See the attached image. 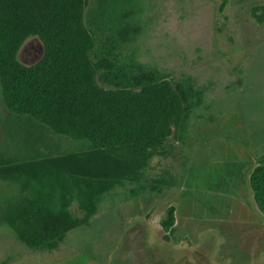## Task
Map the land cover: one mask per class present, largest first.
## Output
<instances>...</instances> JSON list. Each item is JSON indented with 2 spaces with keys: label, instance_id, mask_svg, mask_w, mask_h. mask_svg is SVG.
<instances>
[{
  "label": "rangeland",
  "instance_id": "rangeland-1",
  "mask_svg": "<svg viewBox=\"0 0 264 264\" xmlns=\"http://www.w3.org/2000/svg\"><path fill=\"white\" fill-rule=\"evenodd\" d=\"M144 16L143 32L123 46V57L186 85L194 103L185 127L143 174L144 183H169L136 193L128 184L115 187L88 223L52 249L28 247L0 219V263L264 264V214L249 183L264 161V0H153ZM43 51L42 40L30 35L17 56L29 65ZM82 145L9 113L0 89V152ZM7 190L0 183V192ZM170 204L176 223L166 240L160 218ZM73 209L80 214L76 203Z\"/></svg>",
  "mask_w": 264,
  "mask_h": 264
},
{
  "label": "trees",
  "instance_id": "trees-1",
  "mask_svg": "<svg viewBox=\"0 0 264 264\" xmlns=\"http://www.w3.org/2000/svg\"><path fill=\"white\" fill-rule=\"evenodd\" d=\"M152 1L0 0L3 104L83 143L58 152L38 146L25 156L0 152V183L8 186L0 219L30 248H56L117 186L161 191L164 180L144 183V171L185 127L194 103L186 85L122 55L143 32ZM30 35L44 51L28 65L17 54ZM249 183L264 214L263 160ZM175 223L170 204L160 218L164 239Z\"/></svg>",
  "mask_w": 264,
  "mask_h": 264
},
{
  "label": "crops",
  "instance_id": "crops-1",
  "mask_svg": "<svg viewBox=\"0 0 264 264\" xmlns=\"http://www.w3.org/2000/svg\"><path fill=\"white\" fill-rule=\"evenodd\" d=\"M163 230V229H162Z\"/></svg>",
  "mask_w": 264,
  "mask_h": 264
}]
</instances>
